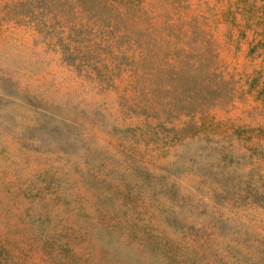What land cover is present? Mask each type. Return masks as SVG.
<instances>
[{"label":"rangeland","instance_id":"374dc122","mask_svg":"<svg viewBox=\"0 0 264 264\" xmlns=\"http://www.w3.org/2000/svg\"><path fill=\"white\" fill-rule=\"evenodd\" d=\"M0 264H264V0H0Z\"/></svg>","mask_w":264,"mask_h":264}]
</instances>
